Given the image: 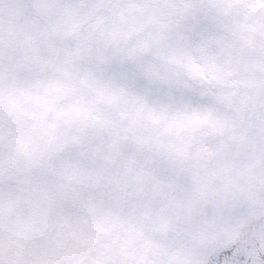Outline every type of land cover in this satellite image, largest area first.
<instances>
[{
    "label": "snow or ice",
    "instance_id": "snow-or-ice-1",
    "mask_svg": "<svg viewBox=\"0 0 264 264\" xmlns=\"http://www.w3.org/2000/svg\"><path fill=\"white\" fill-rule=\"evenodd\" d=\"M0 264H264V0H0Z\"/></svg>",
    "mask_w": 264,
    "mask_h": 264
}]
</instances>
